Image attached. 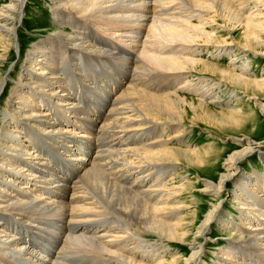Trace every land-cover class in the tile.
I'll return each instance as SVG.
<instances>
[{
    "label": "bare ground",
    "instance_id": "6f19581e",
    "mask_svg": "<svg viewBox=\"0 0 264 264\" xmlns=\"http://www.w3.org/2000/svg\"><path fill=\"white\" fill-rule=\"evenodd\" d=\"M25 1L0 0L2 52L12 48L15 33L19 39L17 22ZM50 1L56 25L69 27L73 32L55 28L52 35L32 45L24 71L18 77H21L18 86H13L8 106L3 104L5 109H0V256L15 259V264H202L208 251L205 240L212 228L219 225L234 234L228 246L214 253L213 264H264V174L262 178L257 170L244 173L240 167L258 151L257 156L264 166L260 144L247 137V133L244 137H232L239 148L226 159L225 171L218 182L206 176L214 165L207 154L212 151L200 153L173 144V139L188 134L190 128L186 123L192 117L191 123L203 121L226 132L205 103L206 100L219 103L221 87L212 85L213 80L226 85L231 83L246 91L264 90L263 82L246 80L229 68L200 58L203 49L209 47L224 51L226 57L230 54L226 53V48L245 54L262 53L264 0ZM237 31L242 32V42L232 37ZM92 37L97 40H89ZM104 47L109 49L104 50ZM121 49L126 51L125 58H118L126 65L125 76L109 80L117 85L126 81L128 85L108 102L111 109L103 120L94 117L90 120L92 124L89 123L96 128L97 136L106 140V144L103 142L106 146L96 145L95 155L84 162L80 157L69 159L81 171L73 184L51 182V176L44 175L48 161H38L39 155L31 151L38 146L29 131L33 129L36 136L55 143H70L77 138L85 140L86 133L75 132L73 122L66 123L73 125V130L60 124L61 119L55 118L49 106L36 101L43 102L45 98L53 106H61L64 115L71 114L78 109V103L69 101L70 92L60 72L66 57L76 59L78 70L86 73L83 80L93 83L94 76L85 71L83 57L96 59L92 60L96 63L98 57L94 56ZM1 59L6 60V57L0 55ZM239 60H234L232 65L236 67ZM250 63L248 59L236 68L241 69L243 75L251 76ZM210 73L220 78L209 82ZM193 75L202 78L198 79V84L187 80ZM108 87L115 88L112 84ZM181 92L194 93L201 101L181 98ZM249 98L264 115V102L257 94ZM220 115L226 126V123L240 124L242 117L237 116H242L243 112L241 108H231L229 114ZM196 123L193 128L198 127ZM63 146L72 152L70 147ZM180 162H186V174L198 173L195 182L186 179L187 183L174 185ZM170 181L172 186H169ZM230 182L236 186L230 197L239 215L225 214L220 202L212 205L196 228L194 240L188 244V256L172 255V260L162 261L163 253L171 249L167 245L184 244L189 239L184 211L188 210L192 216L190 228L200 219L196 210L183 208L182 192L186 188L194 192L198 183L203 186L200 192L218 198ZM42 189L63 196L54 197L47 192L52 197L46 198ZM224 214L228 217L223 219ZM25 217L63 224V246L52 260L46 262L44 254L18 237V231L11 232L9 218L24 223Z\"/></svg>",
    "mask_w": 264,
    "mask_h": 264
},
{
    "label": "rangeland",
    "instance_id": "374dc122",
    "mask_svg": "<svg viewBox=\"0 0 264 264\" xmlns=\"http://www.w3.org/2000/svg\"><path fill=\"white\" fill-rule=\"evenodd\" d=\"M139 1H149V0H139ZM51 4L52 3L50 0H26L25 5L23 7V11L20 13L19 20L17 22V30H18L19 39H18L17 33H15V36H14L15 42L12 45V48L7 49L6 52H2V50L0 49V55H3L6 57V60H2V59L0 60V109L1 108L5 109V107L8 106L9 101H10V97L12 94L11 91L13 90V86H16V85L18 86L17 82L21 78V77L20 78H18V77L21 76L23 71H24V67L26 65L27 55H28L29 50L32 47V45H35L41 39H44L47 36L52 35V33L55 31V28H62L67 33L73 32V30H71L69 27L68 28H66L65 26L59 27L58 25H56L55 16L52 14L51 9H50ZM262 20L264 21V15L262 17ZM195 24H197V23H195ZM241 33L242 32H240V31L235 32L234 36H232L233 39L235 38L234 40H236L237 42H239V41L242 42ZM262 38L264 39V36ZM89 40L95 41L97 39L96 38H93V39L89 38ZM105 45H109V44L106 43ZM101 47H103V46H101ZM254 47H256V46H254ZM106 49H109V48L104 47V50H106ZM226 49L228 51L226 53H230L229 57L228 56L226 57V55H223V53H225L224 51H222V52L217 51V50H214L213 47H209V48L203 49V53H202V56L200 58L203 61L205 60L204 62H208V63L210 62L211 64L217 65L219 67L227 68V69L229 68V70H233L234 73H236L238 75L241 74L240 76H243L244 79H246V80H253V81L258 80L259 82L264 83V49H263V51H261L262 53H258L259 55L257 54V52H260V51H257L254 54L253 53L245 54V53H240L239 51L233 50L231 48L230 49L226 48ZM9 51H10V53L8 54ZM107 51L108 52H105V54H100V55L94 56V57H98L96 63H94V61H92V60H96V59L91 58L92 60H88L87 58L85 59L83 57V60L85 61V65L87 66V69L85 71L88 70V74L91 76L90 73H92V75L95 77L94 78L91 76L92 79H94L93 83L90 80H83L86 73L78 70L79 67H78L76 59H73V58L69 59L66 57L65 63H64L60 72H62L61 74H62L63 82L65 80L64 85H65V87L68 88V90L70 92L71 99L69 101L70 102L74 101L73 103H75V104L78 103L77 104L78 109L72 111L71 114L68 113L66 115L67 117L65 116L66 117L65 119H64V117H62L63 108L61 106H57V105L53 106V104H51L50 101L47 102V100L45 98L43 99V102L41 100L36 101L41 105L49 106L48 108H50L52 110V113L56 115L55 118H57L59 120L61 119L60 124H63L64 126H70L71 127L70 129L73 130V129H75L73 127V125L66 124L67 123L66 121H70L71 123L73 122V124L76 126V130H74L75 132L79 133L82 130V131H84L82 133H84V134L86 133V139L85 140H79L77 138L76 141L70 142V143L69 142L66 143L65 141L64 142L61 141L62 143H60V141H57L55 143V141L47 140L43 136H36L37 133L34 132L33 129H32V131H29L35 135V136L30 135V137H32V138L35 137V141L37 140V143L39 144V146L40 147L43 146L42 149H43L44 153H42V154L41 153H35L36 152L35 150H31V151H33L35 154L39 155L38 161H44L45 159L48 161V163L46 165L49 168L46 167L45 172H47V173L44 172V175L45 176L50 175L52 178L51 182H53V181L60 182L61 181L60 182L61 184H64L65 182H69L70 184H73L72 183L73 181H76L77 179H79V175L81 174V171L78 170L79 168L77 169L74 164L72 165L69 162V159L72 158V156L76 157V158L80 157L81 160H83V162H84V159L89 160L91 158V156L95 155L96 151L94 149H95L96 145H99L102 147L106 146L105 145L106 140L101 135H99V137L97 136V134L95 132L96 128L93 125L89 124V123L92 124V122L90 120L93 119L94 117H95V119L97 117V119L99 121L103 120L104 117H106V114H108V111L111 109L110 105H107V104H109L110 101H112L116 97V95L119 94L120 90L124 86L128 85V84H126V81L124 83L121 82L119 85H117L116 82L110 81L112 79L116 80L118 77H122V76L124 77L125 76L124 72H125L126 65L119 59L121 57L125 58L124 55H125L126 51L123 49H121V51H119V50L118 51L117 50L116 51L107 50ZM112 52H115L116 55H114V54L112 55L111 54ZM233 52L235 54H233ZM56 54H57V51H56ZM221 54H222V56H220ZM255 54H256V56H255ZM219 56H220V58H219ZM232 59H234V60L240 59L239 61L236 62V67H237V65L242 66L244 61L246 62V60L249 59V62H251L250 64L252 66L251 76L243 75L241 72V69L234 67V65H232V62L234 60H232ZM102 62H103L102 65L99 64ZM91 63H93V64H91ZM80 68L82 69L81 66H80ZM90 69H92V70H90ZM131 69H133V67ZM65 72H67V73H65ZM112 73H114V74H112ZM207 76L211 77V79L209 77H207L209 79V82L212 81V78H214V79L220 78L217 75H213L212 73L208 74ZM74 78H76V79H74ZM253 78H255L256 80ZM66 79H68V80H66ZM183 79L184 78H182V80ZM198 79H202V78H198V77H196V75H193V78L188 77L187 80H189L190 82H192L194 84H198L200 81V80L198 81ZM102 81H103V83H102ZM83 83L87 86H85ZM111 84H112V86L115 87L113 90L108 87V85H111ZM214 84L221 87V91H219V98H220V100H218L219 103L215 104L212 101L210 102V100H206L205 103H207V105L210 107V109L212 110V113H214L217 116L216 121L219 123L220 126L225 128L226 132H220L219 127H215V126L207 124L206 122H203V121H201L200 123H196L195 121H194V123H191L190 120L193 118L192 117L186 123L187 127L190 128L188 134H185L184 136H180L179 139H173V144H174V147L185 149V150L186 149L187 150H194L195 149V150L200 151V153H202L203 151L206 152V150L210 151V152L212 151L213 153L211 152V154H209V152H208L207 154L210 156V158H212V164H214V165H213V168L209 170L210 172L206 176H207V178L215 179V181L218 182L219 178H220L219 176H221L225 171L224 163H225L226 159L228 158V156H230L232 153H234L239 148L235 144V142L232 140V137H236V136L244 137L247 133L248 134L247 137L250 136L252 139L255 140L256 143H259L260 144V147H259L260 150L264 151V115H262L260 113V111L257 109V107H255L254 101L253 100L251 101V99L249 98V97L252 98L253 93H256L259 100L264 102V90L260 91V89L255 88L254 90L252 89V91H246L245 89L234 86L231 83H229V85H226V84L220 83V81H217V80H213L212 85H214ZM263 86H264V84H263ZM70 87H71V89H70ZM87 90H89V91H87ZM189 93L190 92H181L180 96H181V98H185V99L201 101L200 97L198 95H196L194 93H190V94ZM99 98H100V100H99ZM233 98H235L236 101ZM3 104L5 105V107H3L4 106ZM95 105L97 107L96 110H94V108H96ZM101 105H103V106H101ZM231 108H238V109L241 108L242 109L243 115L237 116V118L242 117L241 118L242 121L240 124H233V123L228 124V123H226L227 125L225 126V125H223L224 122H221V115L220 114L221 113L229 114V111L231 110ZM82 111L83 112L86 111V112L83 113ZM252 113H254V114L252 115ZM88 114H89V117H88ZM80 118L84 119V122L81 121ZM77 119H79V121H77ZM251 121L253 124L251 123ZM195 123L198 124V127L193 128L192 125H194ZM65 128H67V127H65ZM62 129H64V128H62ZM244 129H245V132H242ZM192 130H194V133H192ZM76 136H78V135L76 134ZM101 138L103 141L101 140V142H99ZM77 140H79V141H77ZM25 142H26V144H28L26 139H25ZM63 144L70 147L72 149V152L71 153L67 152L64 149ZM79 149H81L80 150L81 152L79 151ZM83 153H86L88 155H82ZM258 153H260V151H258ZM258 153L254 154L253 156L250 157V159H248L246 162L242 163L240 167H241V171H243L244 173H251L253 170H257L263 178L264 166L261 164L260 158L257 156V155H259ZM48 154H50L51 157ZM63 162H64V164H63ZM54 163L56 166H54ZM186 167H187L186 162H180L179 168H181V169H179L178 174L174 176V178H175V180H173L174 185H183V184L187 183L186 179H189V180L195 182V179H196V176L198 173H196V175H195V172H194V176H192L193 173H190V175L186 174L187 173ZM59 171H61V172H59ZM70 175H71V178H70ZM261 176H259V178H261ZM51 182H48L47 184H50ZM173 183H171V181H170L169 186H172ZM202 187L203 186L201 184L197 183L196 188L194 189V192H191L188 188H186L185 192H182V198H180V200L184 204L183 208L186 209L189 207L190 211L196 210L200 214V216H199L200 219L196 221V223H195L196 226L194 225L193 228L192 227L190 228V222L192 220V216L187 213L188 210L184 211L185 213L183 215H184L185 227L188 228V229H186L188 232L190 231L189 239H187L184 244L167 245V247H170L171 249H166V252L168 254L163 253L162 261L163 260H167V261L172 260V258H173L172 255H178V256L183 255L184 257L188 256V254H187V252L189 251V248H188L189 245L188 244L194 240L193 235L196 231V228L199 227V225H200L201 221L204 219L205 215H207V213L217 203L220 202L224 206L223 208H224V211L226 212L225 214H228V215L237 214V215H239V213L235 209V206H237V205H236L235 201L232 200V198L230 197V195H231L230 192H233V190L236 188V186H234V183H231V182L228 183V187L225 189L224 193L218 198H214V197L210 196L209 193L200 192V189H202ZM43 191H45V189H42L41 193H43ZM53 195H54V197L63 196L60 193L59 194L54 193ZM43 197L51 198L52 196L43 193ZM195 199L197 201H195ZM193 202H194V204H193ZM225 214H224V216H222L223 219L228 217ZM9 219H10V221H9L8 225L11 227L12 219L11 218H9ZM23 220H22V222H24L23 224H26V225L30 224L33 226H35L37 224L39 227L38 230H32V231L23 230V231H21L22 234H24L23 236L28 235L32 239L33 244H35L32 246H30V245H28V246H30V248H32V249L35 248L34 250L40 252L39 254H41V255L44 254L43 256H44V258H46V262L52 260L53 257L49 256V255H52V253L54 255L63 246L62 245L63 243H61V241L63 242L62 233H64V231L61 229L63 224L62 223L52 224V223L47 221L48 219L46 221L45 220L41 221V219L33 218V217H25ZM48 223H50V224H48ZM44 224L45 225L47 224V225L45 226ZM223 229H224L223 227H219V225H217V226H214L212 228V231L208 234V236L205 240L206 245H207L206 248L208 251H207V255L203 259L202 264H213V260H215V254L214 253H220L221 249H224L226 247V245L228 246V241H230V239L233 237L234 233L232 234L230 230L227 231V230H225V229L223 230ZM31 232H34V233L32 234ZM235 233H237V232H235ZM10 234H11V232H10ZM33 235L36 237V239ZM51 236H52V239H51ZM33 238L35 241L33 240ZM36 240H37L38 244H37ZM149 241L154 242V243L156 242L153 240H149ZM42 242L48 243V245H46ZM49 244H51V246H50V250L47 253L48 255L45 254V252H42L39 250V249H45V246H49ZM178 247H180V248H178ZM2 258H3V260H1ZM5 259H4V257L0 256V261L2 264H14L13 260H15V259L12 260L9 257L5 258Z\"/></svg>",
    "mask_w": 264,
    "mask_h": 264
}]
</instances>
